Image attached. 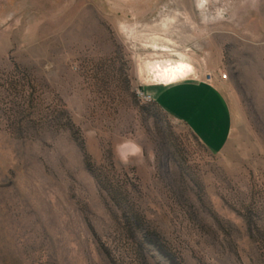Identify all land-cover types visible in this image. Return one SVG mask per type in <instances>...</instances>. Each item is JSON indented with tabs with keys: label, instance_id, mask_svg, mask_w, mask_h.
I'll list each match as a JSON object with an SVG mask.
<instances>
[{
	"label": "rangeland",
	"instance_id": "obj_1",
	"mask_svg": "<svg viewBox=\"0 0 264 264\" xmlns=\"http://www.w3.org/2000/svg\"><path fill=\"white\" fill-rule=\"evenodd\" d=\"M182 62L219 153L141 94ZM0 264H264V0H0Z\"/></svg>",
	"mask_w": 264,
	"mask_h": 264
},
{
	"label": "crops",
	"instance_id": "obj_2",
	"mask_svg": "<svg viewBox=\"0 0 264 264\" xmlns=\"http://www.w3.org/2000/svg\"><path fill=\"white\" fill-rule=\"evenodd\" d=\"M143 90L169 117L188 127L209 152L224 149L231 117L215 81L207 84L202 77L188 76L173 82L146 84Z\"/></svg>",
	"mask_w": 264,
	"mask_h": 264
},
{
	"label": "bare ground",
	"instance_id": "obj_3",
	"mask_svg": "<svg viewBox=\"0 0 264 264\" xmlns=\"http://www.w3.org/2000/svg\"><path fill=\"white\" fill-rule=\"evenodd\" d=\"M192 74V69L187 63H175L168 66L162 71V77L165 82H173L178 79H183Z\"/></svg>",
	"mask_w": 264,
	"mask_h": 264
},
{
	"label": "built area",
	"instance_id": "obj_4",
	"mask_svg": "<svg viewBox=\"0 0 264 264\" xmlns=\"http://www.w3.org/2000/svg\"><path fill=\"white\" fill-rule=\"evenodd\" d=\"M214 75L211 73L206 72L203 76V81L207 84H213L214 83ZM218 79L219 80H226L227 79V74L226 73H220L218 74ZM142 95H144L143 93H141ZM144 97L148 100V101H152L150 96L144 95Z\"/></svg>",
	"mask_w": 264,
	"mask_h": 264
}]
</instances>
